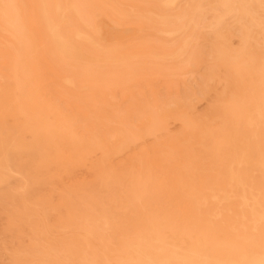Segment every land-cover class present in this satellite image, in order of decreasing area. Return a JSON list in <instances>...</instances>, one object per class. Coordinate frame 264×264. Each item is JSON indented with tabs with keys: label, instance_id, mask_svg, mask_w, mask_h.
<instances>
[{
	"label": "bare ground",
	"instance_id": "obj_1",
	"mask_svg": "<svg viewBox=\"0 0 264 264\" xmlns=\"http://www.w3.org/2000/svg\"><path fill=\"white\" fill-rule=\"evenodd\" d=\"M220 1L241 33L215 50L218 105L136 110L109 136L106 117L79 131L45 75L73 89L140 53L85 33L80 0H0V264H264V0Z\"/></svg>",
	"mask_w": 264,
	"mask_h": 264
},
{
	"label": "rangeland",
	"instance_id": "obj_2",
	"mask_svg": "<svg viewBox=\"0 0 264 264\" xmlns=\"http://www.w3.org/2000/svg\"><path fill=\"white\" fill-rule=\"evenodd\" d=\"M80 2L90 20L85 33L100 43L112 45L108 51L118 57L140 55L130 58V70H124L125 66L114 70L111 62L90 69L92 77L73 89L60 80L64 71L52 74V81L45 75L47 91L61 109L78 117L75 125L79 131H86L88 122L101 131V117H106V132L112 136L113 127L128 129L130 123L154 119L169 109L186 110L193 115L218 105L215 95L223 88V80L231 78L216 58L215 50L223 39L236 46L235 35L241 33L234 13H226L220 0ZM181 23L186 25L184 30H167ZM81 79L79 75L78 80ZM82 107L87 116H81ZM136 110L141 118L131 121L129 116ZM0 116L10 121L6 111L0 110ZM178 125L173 119L166 123L170 132H176ZM152 139L149 136L146 140L150 143ZM87 173L89 170L81 165L75 178L85 179Z\"/></svg>",
	"mask_w": 264,
	"mask_h": 264
}]
</instances>
